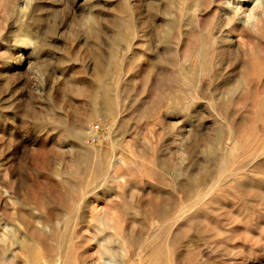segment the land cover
I'll return each instance as SVG.
<instances>
[{"label": "rangeland", "instance_id": "rangeland-1", "mask_svg": "<svg viewBox=\"0 0 264 264\" xmlns=\"http://www.w3.org/2000/svg\"><path fill=\"white\" fill-rule=\"evenodd\" d=\"M0 260L264 264V0H0Z\"/></svg>", "mask_w": 264, "mask_h": 264}, {"label": "built area", "instance_id": "built-area-1", "mask_svg": "<svg viewBox=\"0 0 264 264\" xmlns=\"http://www.w3.org/2000/svg\"><path fill=\"white\" fill-rule=\"evenodd\" d=\"M86 141L92 146L108 143L112 138V130L103 121L98 120L86 130Z\"/></svg>", "mask_w": 264, "mask_h": 264}, {"label": "bare ground", "instance_id": "bare-ground-1", "mask_svg": "<svg viewBox=\"0 0 264 264\" xmlns=\"http://www.w3.org/2000/svg\"><path fill=\"white\" fill-rule=\"evenodd\" d=\"M251 17H252V16H251ZM251 17H250V18H251ZM253 17H254V16H253ZM252 19H253V18H252ZM245 20H246V19H245ZM28 248H29V247H28ZM29 253H30V258H31L32 261H33V260L35 261L36 258H37V260H39L38 257H37L38 255L36 254V250H35V248L30 249V250H29ZM37 260H36V261H37ZM0 261H1V260H0ZM34 261H33V262H34ZM2 264H3V262H2ZM7 264H8V263H7ZM33 264H35V263H33Z\"/></svg>", "mask_w": 264, "mask_h": 264}]
</instances>
